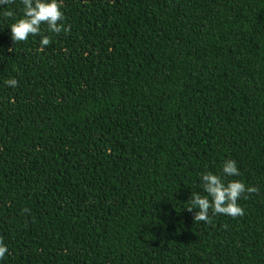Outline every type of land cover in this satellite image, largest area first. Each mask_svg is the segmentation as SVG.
<instances>
[{"label": "trees", "instance_id": "1", "mask_svg": "<svg viewBox=\"0 0 264 264\" xmlns=\"http://www.w3.org/2000/svg\"><path fill=\"white\" fill-rule=\"evenodd\" d=\"M58 3L0 5V264H264V0ZM229 159L258 194L193 223Z\"/></svg>", "mask_w": 264, "mask_h": 264}, {"label": "clouds", "instance_id": "2", "mask_svg": "<svg viewBox=\"0 0 264 264\" xmlns=\"http://www.w3.org/2000/svg\"><path fill=\"white\" fill-rule=\"evenodd\" d=\"M14 0H0V5H9ZM23 4V18L18 19L10 26L11 39L14 43L24 42L28 37L40 35L41 25L47 26V30L60 34L62 31L68 33L70 26H65L61 22L65 19L62 13L61 4L58 0H21ZM7 17H12L11 11L4 13ZM40 50L47 47L50 43L49 36H42L40 39ZM5 84L9 87L18 86V81L14 78L7 79ZM222 175L206 172L201 175V187L207 195L191 193L186 211L193 212V223H210L211 216L226 215L237 218L244 215V210L238 204V200L245 199L252 194H258L259 189L253 186H246L238 180H231L227 183L222 177L239 176L240 172L235 160H225L222 166ZM247 194V195H245ZM195 210V211H194ZM28 212V209H24ZM8 252L0 238V259H3Z\"/></svg>", "mask_w": 264, "mask_h": 264}]
</instances>
